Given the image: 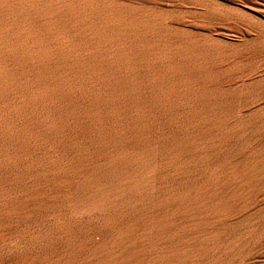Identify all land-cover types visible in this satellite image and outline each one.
Returning a JSON list of instances; mask_svg holds the SVG:
<instances>
[{"label":"bare ground","instance_id":"6f19581e","mask_svg":"<svg viewBox=\"0 0 264 264\" xmlns=\"http://www.w3.org/2000/svg\"><path fill=\"white\" fill-rule=\"evenodd\" d=\"M219 1L0 0V216L63 219L36 263L11 264H195L223 213L236 264L264 251L244 226L264 204V119L243 89L264 68L221 69Z\"/></svg>","mask_w":264,"mask_h":264},{"label":"rangeland","instance_id":"374dc122","mask_svg":"<svg viewBox=\"0 0 264 264\" xmlns=\"http://www.w3.org/2000/svg\"><path fill=\"white\" fill-rule=\"evenodd\" d=\"M185 1L188 4L193 3L195 5H198L197 3L199 2V0H185ZM242 3L243 4L246 3L248 5H243ZM202 4H204L203 1H201V5H200L201 8L205 7ZM218 7L223 12L222 13V16H221L223 18H221L220 22L224 20L221 23V26H220V34L218 36V39L220 40L218 48H219V53H220L219 54V61L221 63V69L222 70H225V69H227V67L228 68L230 67V68H233V69H236V68L238 69V67H241V65L238 62L240 61V63H241V61L243 60L242 59V56H251L252 54L253 55L255 54V56H259V57L258 58H256V57L254 58L253 57V60L254 59L255 60L254 61L251 60V62H252L251 65L253 64L254 65V68L255 67H257V68H264V10H263V8H264V0H256V1H254V0H252V1L251 0H220ZM257 8H258V10H256ZM231 10H232V12H230ZM197 11L196 10L193 11L192 12V15L195 16V17H198L199 16V12H197ZM233 13H235L236 15L233 14ZM237 18H238V20H237ZM230 20H232V21H230ZM225 24L228 25V26H226ZM228 27H232L233 29L232 28H229V30H228ZM237 41H238V43H237ZM232 47H234V48H232ZM240 51H243V52H240ZM238 52H240V53H238ZM241 53H242V55H241ZM258 59H260V60H258ZM256 60H258V61L256 62ZM232 61L235 64L232 63ZM259 61H260V63L258 64ZM241 64H243V62ZM230 65H232V67ZM238 75H239V73H238ZM248 81L247 82L246 81L244 82L246 85L243 87V89L244 90H246V89L248 90L249 89L248 91L251 92L250 93V95H251L250 97H252L253 101H255V103H254V105H255L254 106L255 114L254 115L256 116V120L257 119H259V120L264 119V111H263L264 110V75L262 77H256V80L254 78V80H251V81L248 80ZM239 82L240 81H237V84L236 85H237L238 88L235 87V90L240 89V85L238 84ZM246 86L248 88H245ZM258 103H260V104H258ZM256 107H257V109H256ZM243 113H247V112L246 111L245 112H241V114H243ZM253 120H249L246 123L245 127L248 128V129H252L255 126V124L253 123L254 122ZM44 168H45V163H43V171H44ZM44 176H45V174L43 173V178H44ZM22 179H20V181L17 182V188L15 187V194H17L20 198L23 195L22 194V190H24L23 189L24 188V181H22ZM262 185H264V176L258 182L255 183V187H254L255 189L253 191V194L257 193L258 190L260 188H262ZM16 189H17V191H16ZM18 192H19V194H18ZM259 205L255 206L253 208V210L250 212L251 214L248 215V218L246 220L247 221L246 223H248V222H250V223H248L247 225H244L247 228L249 226L248 229H251L252 230V231H250V230L249 231L252 233V236H253V238L255 240L264 237V204L262 203V204H259ZM233 211H234V209H232L229 213L232 214ZM223 214L225 216V213H223ZM258 214H260V215H258ZM222 215H221V217H222L221 219L222 220H220L221 222H218L216 225L214 224L211 227H207V228H204V229L196 230V232L200 233V237L202 236L200 241H198V240H196V241L200 242L204 246L207 245L206 247H208V250L204 252L205 254L203 253V254L199 255L196 258L197 262L195 264H197V263L198 264H213V263L214 264H217V263L218 264H223V263L224 264H236V262L233 260V257L236 254L235 236H236V233L238 231V229H237L238 225H237V222L234 219L232 221V218L228 219L229 216H225L224 217ZM251 217H253V218H251ZM257 217H259V218H257ZM35 219L36 218H30L27 221L20 222L18 224V226L16 227V229H14L13 227H9L7 225V219H5L2 216H0V226H2L0 228V230H1L0 233H4L5 232L4 235H3V237L0 239V241H1L0 242V252H1L0 253V262H1V264H6L7 263L6 262L7 256H9L10 258H12L10 260L9 264L15 262L16 259H17V261L23 260V256L25 258H27L28 256L29 257L30 256H33L34 259H35L33 262L36 263L38 261V257L40 255L41 251H43V253H44L45 250L49 246H52L54 244L56 238H55L54 235H52L50 233V229H51V227H53L54 223L61 222L63 219H58V218H55V219H46V220L43 219V221H41V220L36 221ZM250 219H251V221H250ZM33 220H35V221H33ZM33 222H35V223H33ZM32 224L35 226L34 227V230H33V225ZM253 224H254V226H253ZM21 227L23 228V230H22ZM30 228H31V230H30ZM222 228L224 229V231H223ZM253 228L255 229V231H254ZM25 229H28V230H25ZM216 229H217V231H219L216 235H212L211 237H208L207 236L210 232H212V231H214ZM26 231H28L29 234ZM16 232H18L17 235H16ZM224 234L226 235V237L224 236ZM7 236H9V238ZM28 236H29V238H28ZM24 238H25V240H24ZM11 239H13V240H11ZM16 239H17V241H16ZM20 240H21V244H20ZM26 241H28V242H26ZM167 241L170 242V243L171 242H174L175 241V237L173 238V237L170 236V237L167 238ZM196 241L194 243H196ZM221 241H223V242H221ZM4 242H6V243H4ZM22 242H26V243H23L22 244ZM8 243H10V244H8ZM17 243H18V245H17ZM40 245H42V246H40ZM25 248H26V250H25ZM261 249L262 248H260V250ZM25 254H26V256H25ZM154 254H155V250H151V252H149V255H154ZM221 254H222V256H221ZM259 257H260V259H259ZM205 258H207V259L205 260ZM254 260H255L253 262L254 264H264V251H262L258 256H256Z\"/></svg>","mask_w":264,"mask_h":264}]
</instances>
